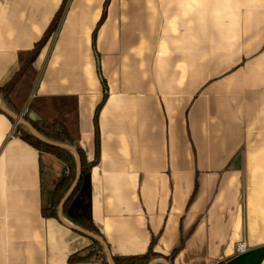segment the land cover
Returning <instances> with one entry per match:
<instances>
[{
    "label": "crops",
    "instance_id": "0c3cea01",
    "mask_svg": "<svg viewBox=\"0 0 264 264\" xmlns=\"http://www.w3.org/2000/svg\"><path fill=\"white\" fill-rule=\"evenodd\" d=\"M63 1L0 0V87L62 7L12 103L73 112L91 164L106 94L65 220L89 219L113 257L264 264V0ZM16 125L0 112V264H103L69 261L92 239L41 213L66 163Z\"/></svg>",
    "mask_w": 264,
    "mask_h": 264
},
{
    "label": "trees",
    "instance_id": "16d2710c",
    "mask_svg": "<svg viewBox=\"0 0 264 264\" xmlns=\"http://www.w3.org/2000/svg\"><path fill=\"white\" fill-rule=\"evenodd\" d=\"M65 3V0L63 1V5ZM61 9L54 15L52 21L50 22L49 26L47 27L46 31L44 32L41 39L34 45L33 49L28 53L26 59L23 61L20 70L13 76V78L3 87H0V100L2 103H8L9 110H12L14 113L18 114V109L16 106L12 103V93L14 92L17 84L20 82V80L23 79L24 74L28 73L32 69V63L35 59V57L40 52L43 45L46 43L48 38L52 35V33L55 31L59 17L61 14ZM98 73L100 74L99 67H98ZM104 90H106V87H104ZM22 94V93H21ZM58 99H52L53 104ZM106 100V94H104L101 102L97 105L93 122H94V142H95V158L94 161L91 164L86 163L84 158L83 151L75 146V129H74V122H73V112L72 114L69 113L68 116H61V117H54L51 120H43L40 119V117L36 119H31L29 117L30 112H34L33 105L29 106L27 111L22 115V118L29 121L31 125L35 128V130L45 139L53 142L58 143H66L68 145H71L76 148L80 159H81V177L80 180L75 188V190L72 192L68 200L66 201L63 213L68 208L69 204L73 201V199L76 197L79 188L82 183V179L85 173L90 169V166L93 164H96L99 158V128H98V114L100 111V108L103 106L104 102ZM52 104V105H53ZM62 105V104H61ZM60 108H64L63 106H59ZM67 109L69 110V106L66 104ZM71 108H74V105L71 106ZM74 110V109H73ZM0 112L2 110L0 109ZM11 120H13L11 118ZM16 133L28 144L35 147L38 150L41 151H49L52 153H55L58 157H60L65 163L66 168L63 171V173L58 178L51 196V204L48 208H43L41 213L43 216H51L53 218H57V207L60 202V200L63 198L69 187L74 181L75 175H76V160L75 156L72 152L66 149H62L59 147H55L52 145H49L45 142H42L41 140L37 139L25 126H23L20 123H17L15 128ZM74 224L89 231L92 232L98 236L101 237V234L99 233L98 229L92 224L89 219L85 217H79L76 218L74 221ZM92 246L85 249L83 252H79L77 254H73L69 257V261H80V260H88L90 258H96L99 259L103 264H109L108 260L105 255V251L102 247V245L92 239ZM182 244V242H181ZM179 248H175L170 255L168 256H161L154 252L152 248L150 247L148 251L143 255H137V256H124V257H113L115 264H148L151 260L156 258H164L167 261H169L170 264H172L174 256L179 251Z\"/></svg>",
    "mask_w": 264,
    "mask_h": 264
},
{
    "label": "water",
    "instance_id": "95a60500",
    "mask_svg": "<svg viewBox=\"0 0 264 264\" xmlns=\"http://www.w3.org/2000/svg\"><path fill=\"white\" fill-rule=\"evenodd\" d=\"M0 109L2 110V112L7 114L10 118H12L14 121H16V123H20L23 126H25L37 139H39L42 142H45L49 145L69 150L70 152H72L74 154L75 160H76V175H75L73 183L71 184V186L69 187V189L67 190V192L65 193V195L63 196V198L60 200V202L58 204L57 218L59 219V221L61 223H63L67 227H69L75 231H78V232L88 236L89 238H91L93 240L98 241L102 245V247L105 251V255H106V258L108 260V263L109 264H115L113 257L109 251V248H108L105 240L102 237H100V236H98L92 232H89V231H87V230H85V229H83V228H81L75 224H72V223L66 221L64 216H63L64 205H65L66 201L68 200V198L70 197V195L72 194V192L75 190V188H76V186L80 180V177H81V159H80V156H79L76 148L71 146V145H68L66 143H58V142H53V141H49V140L45 139L35 130V128L31 125V123L29 121L23 119L21 115L14 113L12 110H8L7 108L3 107L1 105V103H0ZM29 117L31 119L37 118L33 112L29 113ZM148 264H170V263H169V261H167L164 258H156V259L151 260Z\"/></svg>",
    "mask_w": 264,
    "mask_h": 264
},
{
    "label": "built area",
    "instance_id": "2783aa9c",
    "mask_svg": "<svg viewBox=\"0 0 264 264\" xmlns=\"http://www.w3.org/2000/svg\"><path fill=\"white\" fill-rule=\"evenodd\" d=\"M245 249H246L245 243H243V242L238 243L236 246V250L238 252H243Z\"/></svg>",
    "mask_w": 264,
    "mask_h": 264
},
{
    "label": "rangeland",
    "instance_id": "374dc122",
    "mask_svg": "<svg viewBox=\"0 0 264 264\" xmlns=\"http://www.w3.org/2000/svg\"><path fill=\"white\" fill-rule=\"evenodd\" d=\"M23 83L25 84V85H27V83H29V81L27 80H23Z\"/></svg>",
    "mask_w": 264,
    "mask_h": 264
}]
</instances>
